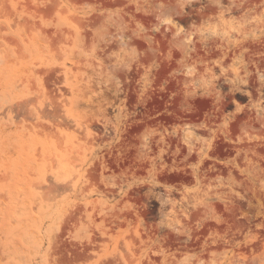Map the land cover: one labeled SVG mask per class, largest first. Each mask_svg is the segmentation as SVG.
<instances>
[{
    "label": "rangeland",
    "instance_id": "1",
    "mask_svg": "<svg viewBox=\"0 0 264 264\" xmlns=\"http://www.w3.org/2000/svg\"><path fill=\"white\" fill-rule=\"evenodd\" d=\"M0 264H264V0H0Z\"/></svg>",
    "mask_w": 264,
    "mask_h": 264
},
{
    "label": "bare ground",
    "instance_id": "2",
    "mask_svg": "<svg viewBox=\"0 0 264 264\" xmlns=\"http://www.w3.org/2000/svg\"><path fill=\"white\" fill-rule=\"evenodd\" d=\"M226 37H227V36H226ZM228 38H229V36H228ZM215 39H216V38H215ZM215 39H214V42L217 40V39H216V40H215ZM217 41H218V40H217ZM217 41H216V42H217ZM218 42H219V41H218ZM220 43H221V41H220ZM217 44L219 45V43H217ZM221 44H222V43H221ZM224 45H225V44H224ZM226 45H227V44H226ZM228 45H229V42H228ZM216 46H217V45H216ZM219 46H220V47H219V50H221V49L224 48V47L221 48L222 45H219ZM229 46H230V45H229ZM229 46H226V47H229ZM220 48H221V49H220ZM226 50H227V49H226ZM226 50H225V49H224L223 51L221 50V52H224V53H225ZM228 51H229V49H228ZM226 52H227V51H226ZM217 54H218V53H217ZM228 54H230V53H228ZM211 55H212V54H211ZM225 55L227 56V53H226ZM214 56H215V55H214ZM221 56H223V55H221ZM229 56H230V55H229ZM215 57H216V56H215ZM209 58H210V57H209ZM211 58H212V57H211ZM219 61H220V60H219ZM225 61H226V60H225ZM242 62H243V61H242ZM9 103H10V102H9ZM37 114H38V113H37ZM38 115H39V114H38Z\"/></svg>",
    "mask_w": 264,
    "mask_h": 264
}]
</instances>
